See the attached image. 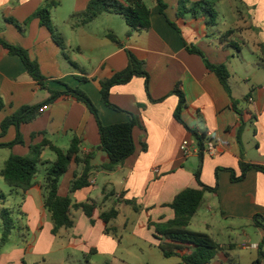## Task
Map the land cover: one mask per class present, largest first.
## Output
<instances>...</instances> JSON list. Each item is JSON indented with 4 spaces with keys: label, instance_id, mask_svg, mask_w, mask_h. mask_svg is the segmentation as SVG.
I'll use <instances>...</instances> for the list:
<instances>
[{
    "label": "crops",
    "instance_id": "obj_1",
    "mask_svg": "<svg viewBox=\"0 0 264 264\" xmlns=\"http://www.w3.org/2000/svg\"><path fill=\"white\" fill-rule=\"evenodd\" d=\"M46 1L50 0H0V36L25 49L38 62L46 79L43 88L29 76L21 58L0 44V98L5 104L0 110V144H11L17 138L15 126L2 134L1 125L6 118L24 106L46 102L50 91H64V84L80 88L91 98L105 126L127 123L130 117L126 113L103 102L100 82L127 68L128 51L145 62L150 75L149 92L142 77H134L111 90V103L137 119L136 151L113 172L100 169L107 157L100 146L94 116L84 103L71 96L59 97L41 109L32 123L22 125L23 144L0 148L1 172L12 155L27 156L31 147L45 140L67 151L77 138L83 155H95L92 164L96 167L87 188L70 193L72 181L81 173V167L74 162L59 185V195L70 196L74 205H96L93 223L82 209L73 207V227L62 228L56 235L51 214L45 208L47 191L39 188L13 193L0 175V195L6 196L4 200L0 198V214L3 209L11 210L17 223L0 252V264H40L41 259L55 252L80 254L88 264H97L98 257L115 264H151L156 259L153 252L146 257L142 247L136 254L125 249L126 235H119V230L124 228L127 232L130 217H134L144 233L142 237L129 234L130 239L143 238L158 249L170 244L156 226L175 218L169 206L179 193L188 188L201 189L195 177L201 160L202 183L211 188L218 185V189L205 193L190 223L189 228L193 229L189 230L207 234L222 248L209 264H264L260 254L264 230L254 223L255 216L264 218V174L251 169L244 180L235 183L228 171L233 169L241 175V162L264 166V0H211L218 14L214 27L207 25V17L201 12L196 17H178V0H163L168 6L167 19L154 0L151 5L143 0L151 12V28L133 31L130 36V28L120 15L104 14L83 24L80 14L91 0H53V24L64 37L66 51L54 42L39 19H32L23 31L12 23L23 25ZM64 9L67 12L61 14L59 10ZM227 32L232 33L226 41ZM108 35H114L117 42ZM230 42L238 48L229 46ZM187 47L199 49L213 65L227 66L230 92L207 68L204 59L190 53ZM80 78L86 81L81 82ZM175 90L186 99L184 122L204 138L203 143L213 140L217 154L204 152L201 158L193 133L175 119L179 103ZM185 141L190 144L191 154L181 149ZM48 153L55 157H47ZM56 158L52 150L45 148L42 160L49 164L40 167L47 171ZM39 173L36 181L44 185L45 179L40 181ZM126 201L135 202L140 210L135 211ZM113 208L119 216L109 226L117 230L118 239L106 234L100 218ZM2 228L0 219V241ZM132 233L138 232L135 229ZM185 247L171 257L162 253L164 264H185L182 256L194 250L190 245Z\"/></svg>",
    "mask_w": 264,
    "mask_h": 264
},
{
    "label": "trees",
    "instance_id": "obj_2",
    "mask_svg": "<svg viewBox=\"0 0 264 264\" xmlns=\"http://www.w3.org/2000/svg\"><path fill=\"white\" fill-rule=\"evenodd\" d=\"M159 6L161 14L167 19L166 9L167 4L163 0H154ZM56 6L55 1H46L29 19L25 21L23 25L18 22H13L14 25L21 31L24 27H27L32 19H39L40 24L46 27L54 40V42L63 50L66 51L64 37L58 33L52 20V8ZM211 0H202L199 2H191L190 0H178V17H184L185 15H192L196 17L199 12L207 17V25L214 27L217 25L218 14L213 6ZM104 14H116L124 18L126 24L130 28L128 35L130 36L133 31L149 30L151 28V12L147 4L143 0H91L86 10L80 14L82 17V23L88 24L94 21ZM76 16H73L75 18ZM171 25L177 28L175 23L171 22ZM232 32H227L224 35V39L227 41ZM108 37L117 42V38L114 35H108ZM0 44L9 51L11 55L19 56L23 61L29 76L36 81L43 88L45 86V77L42 75L40 66L37 61L32 60L29 53L16 45H12L0 36ZM229 46L238 48L235 42H230ZM188 51L192 54L201 56L207 68L215 73L219 78L222 86L227 92H230L229 78L230 72L225 65H213L206 58L203 52L195 47H187ZM128 54V66L125 70L117 72L110 79H106L100 82L101 84V96L105 105L113 110L126 113L130 120L127 123L105 126L101 120L98 109L91 100V98L80 88H72L69 85L64 84V91H50L51 97L44 103L38 105H28L19 109L17 112L6 118L1 125L2 134H6L7 130L11 126H15L17 129V138L11 144H0L1 147L11 148L17 144H23V136L20 132V128L24 124L32 123L41 113V109L54 103L61 96H71L77 101L84 103L91 114L94 116L99 129L100 146L102 152L106 154L107 161L100 166V169L113 172L129 159L136 151L134 129L137 126V119L134 115L126 112L117 106L113 105L110 101L111 90L115 86L125 85L129 83L134 77H142L146 81V90L149 92L150 75L146 69V64L140 61L130 51ZM65 56L69 59L68 54L65 52ZM81 82H85V78H80ZM179 96L178 107L175 111V119L187 130L191 131L198 143L199 153L204 154L203 137H200L198 133L190 128L183 120L182 113L187 106L184 95L175 90ZM5 107L3 100L0 98V110ZM81 141L74 138L71 142L70 148L64 151L54 146L50 141L45 140L39 145L31 147V151L27 156L12 155L6 162L4 168L0 172V175L4 178L5 183L11 188V192L23 194L33 189H45L47 191L45 197V208L51 214V219L54 224L53 234L56 235L62 228H72L74 222L70 216L71 208L77 207L82 209L84 213L93 218L94 211L96 210L95 204H79L74 205L70 196L61 197L59 195V185L61 178L67 173L71 164L74 162L81 167V173L72 181L70 187V193L73 194L79 190L87 188L91 185L92 172L96 167L92 164V160L95 158L94 154L83 155L81 152ZM45 148H49L56 154V160L53 162L46 173L44 185H40L36 181V177L39 173V166L49 164L42 160V153ZM241 175H237L235 170L229 169L233 182H240L247 176L248 171L256 169L264 174V166L247 164L241 162ZM202 160L199 164V168L195 173L196 180L201 189H185L179 193L170 208L175 212V218L167 224L156 226L157 232L162 237L170 240V244H162L160 249L164 256L171 257L176 255L175 251H184L185 246L193 247V251L190 254L182 256V261L185 264H209L221 251V247L210 236L204 233L194 232L189 230L190 223L195 215L198 213L206 192H213L218 189L216 187L211 188L204 185L201 181ZM1 199H5L6 196L1 194ZM126 204L133 207L135 211H139L140 207L133 201H126ZM13 212L9 209H3L0 214V219L3 222L2 238L0 241V252L2 248L10 241L12 232L17 228V223L13 218ZM119 216V211L115 208L108 212H104L100 215L103 223L105 224V232L107 235H112L117 238V230L110 227L109 224ZM93 223V220H92ZM254 223L256 226L261 227L264 230V218L260 215L254 217ZM264 238L260 244V254L264 256Z\"/></svg>",
    "mask_w": 264,
    "mask_h": 264
},
{
    "label": "rangeland",
    "instance_id": "obj_3",
    "mask_svg": "<svg viewBox=\"0 0 264 264\" xmlns=\"http://www.w3.org/2000/svg\"><path fill=\"white\" fill-rule=\"evenodd\" d=\"M65 1L71 2L72 0H65ZM145 2L148 5H151L152 0H145ZM50 7L52 8V10L54 9L52 5ZM59 12H61V14L64 12V14H65V12H67V9H64L62 11L59 10ZM55 23H58V22H55ZM119 29L120 28H118L117 31H119ZM51 156L55 157V155L53 153H48L47 157H51ZM39 168L41 171L39 173L38 179L40 181H43L46 178L47 171L40 166H39ZM124 220H125L124 218L121 219V221H124ZM136 222H137V219H135L134 217H130L129 223H130L131 227L129 228V230H127V232L124 231L125 230L124 228H121L119 230L120 231L119 235H121V232L126 235V238L124 239V242H123L124 248L127 250H130L136 254L139 252V247H142L143 249H145L146 257L148 256L149 253L151 254L152 252L156 256V259L151 264H164L165 259L162 255L161 250L158 249L157 247H154V245H152L151 242L148 241V243H147V242L142 240L143 238L139 239L136 237L135 239H130L128 237L129 234H132L133 236L138 235V237H142L141 235L144 233V228L139 226V225H136ZM135 229L138 232L137 234L132 233V231H134ZM189 229H193V228H189ZM27 236H28V233H27ZM115 239H118V238H115ZM17 240L22 241V239L19 237ZM136 243H138V244H136ZM72 254H73L72 256H68V254L66 252H55V253H51L50 255H47L44 259H46L48 261V263H46V264H53L52 263L53 260H66L67 264H88L87 260L84 259V257L82 255L75 254V253H72ZM28 257L34 258V256H32V255H29ZM44 259L40 260V264H45ZM95 260H96L97 264H115V263L111 262L110 260H105L102 257H98Z\"/></svg>",
    "mask_w": 264,
    "mask_h": 264
},
{
    "label": "built area",
    "instance_id": "obj_4",
    "mask_svg": "<svg viewBox=\"0 0 264 264\" xmlns=\"http://www.w3.org/2000/svg\"><path fill=\"white\" fill-rule=\"evenodd\" d=\"M204 143V152L208 153L209 155H215L218 152V147L216 143L211 139H206ZM181 149L185 154H191L190 144L189 142L185 141L181 145Z\"/></svg>",
    "mask_w": 264,
    "mask_h": 264
}]
</instances>
